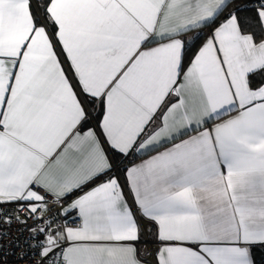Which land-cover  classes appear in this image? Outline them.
Returning a JSON list of instances; mask_svg holds the SVG:
<instances>
[{
	"label": "snow or ice",
	"instance_id": "obj_1",
	"mask_svg": "<svg viewBox=\"0 0 264 264\" xmlns=\"http://www.w3.org/2000/svg\"><path fill=\"white\" fill-rule=\"evenodd\" d=\"M0 264H264V0H0Z\"/></svg>",
	"mask_w": 264,
	"mask_h": 264
}]
</instances>
